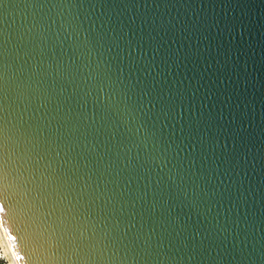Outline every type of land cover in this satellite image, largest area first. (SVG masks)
Returning a JSON list of instances; mask_svg holds the SVG:
<instances>
[{"label": "water", "instance_id": "water-1", "mask_svg": "<svg viewBox=\"0 0 264 264\" xmlns=\"http://www.w3.org/2000/svg\"><path fill=\"white\" fill-rule=\"evenodd\" d=\"M11 264H264V0H0Z\"/></svg>", "mask_w": 264, "mask_h": 264}, {"label": "rangeland", "instance_id": "rangeland-1", "mask_svg": "<svg viewBox=\"0 0 264 264\" xmlns=\"http://www.w3.org/2000/svg\"><path fill=\"white\" fill-rule=\"evenodd\" d=\"M0 264H11L1 242H0Z\"/></svg>", "mask_w": 264, "mask_h": 264}, {"label": "snow or ice", "instance_id": "snow-or-ice-1", "mask_svg": "<svg viewBox=\"0 0 264 264\" xmlns=\"http://www.w3.org/2000/svg\"><path fill=\"white\" fill-rule=\"evenodd\" d=\"M0 211H3V208L2 207H0Z\"/></svg>", "mask_w": 264, "mask_h": 264}]
</instances>
